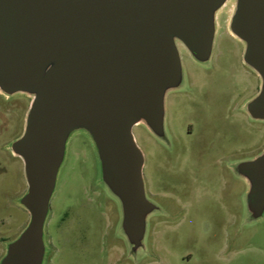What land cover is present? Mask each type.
I'll return each instance as SVG.
<instances>
[{
	"label": "water",
	"instance_id": "95a60500",
	"mask_svg": "<svg viewBox=\"0 0 264 264\" xmlns=\"http://www.w3.org/2000/svg\"><path fill=\"white\" fill-rule=\"evenodd\" d=\"M228 0H0V91L33 97L24 133L10 145L24 162L30 213L0 264H44L45 224L71 134L95 143L102 182L120 201L121 229L136 254L148 217L145 158L133 128L165 138V99L183 83L178 43L202 63L213 52L216 19ZM230 31L261 78L247 103L264 121V0H236ZM251 219L264 215V152L239 163Z\"/></svg>",
	"mask_w": 264,
	"mask_h": 264
},
{
	"label": "rangeland",
	"instance_id": "374dc122",
	"mask_svg": "<svg viewBox=\"0 0 264 264\" xmlns=\"http://www.w3.org/2000/svg\"><path fill=\"white\" fill-rule=\"evenodd\" d=\"M235 7L236 0H228L219 10L207 63L178 43L183 83L166 94V137L145 123L133 128L145 158L144 181L169 216L148 217L145 247L132 254L120 201L102 182L95 143L77 130L51 199L44 264H264V215L251 219L249 183L236 170L264 152V121L246 109L261 78L244 62V42L230 31ZM32 100L0 91V260L30 221L19 203L28 190L24 162L10 145L24 133ZM182 185L191 196L176 206Z\"/></svg>",
	"mask_w": 264,
	"mask_h": 264
},
{
	"label": "flooded vegetation",
	"instance_id": "af4514ba",
	"mask_svg": "<svg viewBox=\"0 0 264 264\" xmlns=\"http://www.w3.org/2000/svg\"><path fill=\"white\" fill-rule=\"evenodd\" d=\"M198 62V61H197ZM200 63V62H198ZM202 64V63H200ZM6 95V94H5ZM10 96V95H8ZM192 132V131H191ZM150 186V184H149ZM145 187H146V192L148 191L147 193V196L149 198V200H151L155 205H157V210L155 212H153L149 218L153 215V214H156L158 217H161V218H166L169 216L170 214V209L168 206L164 205L163 203H158L156 200H154V197L156 195V197H158V193L154 191L151 185V187H148L147 183H145ZM188 187H186L185 185H182V186H179L178 187V193H177V196L176 198L174 199V202H175V205H180L182 203V199L184 200V198H187L188 196H191V194L189 195L188 193V190L186 189ZM191 189V188H190ZM150 222H149V219H148V226H149ZM147 226V227H148ZM54 230V229H53Z\"/></svg>",
	"mask_w": 264,
	"mask_h": 264
}]
</instances>
